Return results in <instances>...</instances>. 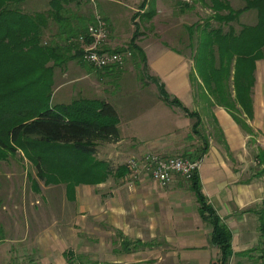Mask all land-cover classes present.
Wrapping results in <instances>:
<instances>
[{"label": "crops", "instance_id": "0c3cea01", "mask_svg": "<svg viewBox=\"0 0 264 264\" xmlns=\"http://www.w3.org/2000/svg\"><path fill=\"white\" fill-rule=\"evenodd\" d=\"M110 1L100 14L109 31L105 47L125 48L136 23L141 26L138 12L147 7L138 11L141 0ZM31 6L47 10L50 0L22 4ZM141 28L137 43L147 57L146 76L129 57L123 66L97 73L68 65L74 75L55 81V104L78 98L111 103L120 139L98 143L96 160H55L49 178L40 170L25 179L1 177L0 264L216 261L220 251L212 243V225L202 217L187 180L177 175L161 186L148 174L131 179L127 160L146 152L200 160L201 189L232 232L229 264H264V48L254 71L251 114L236 101L247 128L220 105L201 77L195 78V64L185 50ZM161 84L197 113L199 123L182 106L164 100ZM97 160L111 168L105 179H98L103 170L89 175Z\"/></svg>", "mask_w": 264, "mask_h": 264}, {"label": "trees", "instance_id": "16d2710c", "mask_svg": "<svg viewBox=\"0 0 264 264\" xmlns=\"http://www.w3.org/2000/svg\"><path fill=\"white\" fill-rule=\"evenodd\" d=\"M25 1L0 0V156L5 150L23 149L40 168L41 176L49 178L54 176L49 171L55 160H96L98 143L118 141L119 116L111 103L99 98L52 102L56 67L71 58L83 60L79 36L87 32L92 18L86 22L87 16L75 14L78 18L72 22L68 16L69 5L80 0H50L47 10L34 12L23 10ZM211 1L212 17L220 24L211 26L209 19L200 29L198 49L193 54L195 68L220 105L227 107L240 125L249 128L238 114L241 109L236 101L251 114L254 71L264 47V0H244L245 5L238 10H233L228 0ZM148 2L142 0L140 8L145 9ZM249 9L257 10L259 19L237 28L234 22ZM149 14H153L151 9ZM53 22L58 25L57 32L51 29ZM195 27H188L191 37ZM139 34L136 23L127 47L115 51L129 49L146 76L147 57L137 43ZM160 93L166 102L185 108L178 98L168 95L163 84ZM185 110L197 118L195 124L199 123L196 112ZM122 168L125 166L118 170ZM110 170L105 161L97 160L90 166L89 175H100L98 179L102 180ZM189 183L202 217L212 225V243L220 251L212 264H229L232 232L203 193L198 169Z\"/></svg>", "mask_w": 264, "mask_h": 264}, {"label": "rangeland", "instance_id": "374dc122", "mask_svg": "<svg viewBox=\"0 0 264 264\" xmlns=\"http://www.w3.org/2000/svg\"><path fill=\"white\" fill-rule=\"evenodd\" d=\"M161 1H164V3H162ZM141 2L142 0L136 6V8L139 9L138 11L141 10ZM228 2L230 3V6L233 10H238L245 5L244 0H232V2L231 0H228ZM110 4H112L110 0H80L78 3L72 2L68 8V16H70L69 19L72 22H75L78 16H87L86 22L88 21V18H92L91 21L88 22L90 24L93 22L92 20L93 18H95L96 14H105ZM146 7L147 8L145 12H138L142 16L139 32H141V27L146 28L145 31L153 33L155 37H161L168 43L185 50L192 59L193 54L198 49V35L203 24H205L209 19V23L211 24V26H219L220 24L212 17L213 8L211 0H191L190 2H183L181 0H149ZM22 8L27 12H34L32 9L37 8V6H31V8ZM150 9L153 11V14H149V17L148 13ZM75 14H77L78 16ZM258 19L259 17L257 14V10L249 9L247 11H244L234 22V24L237 28H240L241 24H253L256 23ZM194 24L196 25V27L194 29L193 36L191 37V30H189L188 27ZM57 26L58 25L53 22V28H51L53 32H57ZM135 62L138 63V66L140 65L139 60H135ZM52 63L53 62H50L48 63V65H51ZM124 63H126V59L122 64L114 66L121 67ZM68 65H72L70 67L72 68V70H74L75 67H81L82 69L90 70L95 73H97L96 71L103 69L100 67H95L83 60L81 61L80 58H71L69 60H66L63 65H60L59 67L57 66L56 68H58L59 70H56L54 72V83L52 87L53 93L55 81L63 82L65 76L71 77L74 75V71H70ZM197 74L198 72L194 73L195 78L199 79L200 76L199 74ZM53 100L55 101L54 94L52 95V102ZM176 155L179 156L178 154ZM32 160L33 159H31L23 149H17L15 151H2V154L0 156V185L2 184L1 177H13L14 179H16V177H20L25 179V177H32V175H35L37 173V170H40V168L36 167L34 165L35 162H33ZM144 174L146 173L140 172L137 175V178L131 176V179H139ZM129 175L131 174L129 173ZM187 181L189 182V180Z\"/></svg>", "mask_w": 264, "mask_h": 264}, {"label": "built area", "instance_id": "2783aa9c", "mask_svg": "<svg viewBox=\"0 0 264 264\" xmlns=\"http://www.w3.org/2000/svg\"><path fill=\"white\" fill-rule=\"evenodd\" d=\"M190 2L191 0H181ZM109 31L105 19L96 14L95 19L88 25L87 32L79 36L83 43L82 58L95 67L120 65L125 59L132 57L129 49L123 51L106 50ZM130 176L137 178L144 172L159 182L161 186L170 185L177 175L185 180L192 177L193 172L199 168L200 160L185 158L177 155H165L158 152H146L140 156H132L127 160ZM103 264V263H79Z\"/></svg>", "mask_w": 264, "mask_h": 264}]
</instances>
